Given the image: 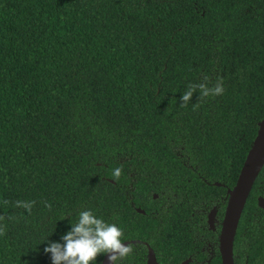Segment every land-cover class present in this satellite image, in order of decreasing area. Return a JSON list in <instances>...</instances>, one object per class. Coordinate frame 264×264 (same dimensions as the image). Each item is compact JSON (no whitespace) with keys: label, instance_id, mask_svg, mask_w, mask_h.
Masks as SVG:
<instances>
[{"label":"trees","instance_id":"16d2710c","mask_svg":"<svg viewBox=\"0 0 264 264\" xmlns=\"http://www.w3.org/2000/svg\"><path fill=\"white\" fill-rule=\"evenodd\" d=\"M205 77L224 94L181 107ZM263 119L264 0H0V264H52L87 210L122 228L149 220L130 203L156 205L157 228L169 198L188 225L233 188ZM258 196L264 166L248 264H264Z\"/></svg>","mask_w":264,"mask_h":264},{"label":"flooded vegetation","instance_id":"af4514ba","mask_svg":"<svg viewBox=\"0 0 264 264\" xmlns=\"http://www.w3.org/2000/svg\"><path fill=\"white\" fill-rule=\"evenodd\" d=\"M215 185L220 186L218 183H215ZM122 187L124 197L128 198L127 187ZM231 189H226L224 196H220L219 200H216L211 207L191 212L188 225L187 220L183 218V209L180 207L182 202L175 203L167 198L165 210L162 218H159L157 228L155 226L151 228L153 226L152 221L159 217L156 205L152 207L148 204L141 206L140 204L130 203L129 205L135 213L149 217V220L145 224L143 221L132 220L134 226L121 228L125 233L122 235L121 242L130 244L133 251L128 256L118 260L117 264H223L219 236L228 200L227 193ZM151 196L152 199L156 200L158 193H152ZM173 197L183 200V197L178 198L176 195H173ZM258 198L264 199V196L256 197V205ZM259 209L264 211V209ZM262 215L264 219V212ZM240 219L233 240L231 262L229 264L249 263L250 243L241 240ZM106 257L107 253H104L100 264H110Z\"/></svg>","mask_w":264,"mask_h":264},{"label":"clouds","instance_id":"9594fccd","mask_svg":"<svg viewBox=\"0 0 264 264\" xmlns=\"http://www.w3.org/2000/svg\"><path fill=\"white\" fill-rule=\"evenodd\" d=\"M199 93L198 100L203 101L209 96L223 95L225 92L223 79L218 78L214 84L209 83L208 77L203 83H190L180 97L181 107H186L194 93ZM198 105H194V108ZM121 168L113 170V177L119 178ZM5 203H8L5 201ZM36 201H16L17 207H22L31 214ZM44 206L51 209L52 205L47 201ZM3 219V217H0ZM6 226H0V234H3ZM123 231L116 224H108L98 218L93 211L87 210L79 214V219L72 224L71 230L64 234L59 242H50L44 249L51 254L52 264H92L98 254L107 253L110 264H117L118 260L128 256L133 248L130 244L121 242Z\"/></svg>","mask_w":264,"mask_h":264},{"label":"water","instance_id":"95a60500","mask_svg":"<svg viewBox=\"0 0 264 264\" xmlns=\"http://www.w3.org/2000/svg\"><path fill=\"white\" fill-rule=\"evenodd\" d=\"M264 166V119L258 124L257 135L253 140L240 169L234 187L228 191L222 228L219 236L223 264L231 262L232 245L238 221L244 209L252 186ZM257 205L264 209V199L258 198ZM140 211V210H138ZM142 212V211H141ZM107 254V257L108 258Z\"/></svg>","mask_w":264,"mask_h":264},{"label":"bare ground","instance_id":"6f19581e","mask_svg":"<svg viewBox=\"0 0 264 264\" xmlns=\"http://www.w3.org/2000/svg\"><path fill=\"white\" fill-rule=\"evenodd\" d=\"M262 171V170H261ZM234 242V241H233Z\"/></svg>","mask_w":264,"mask_h":264}]
</instances>
